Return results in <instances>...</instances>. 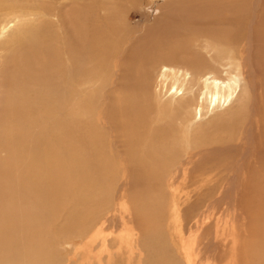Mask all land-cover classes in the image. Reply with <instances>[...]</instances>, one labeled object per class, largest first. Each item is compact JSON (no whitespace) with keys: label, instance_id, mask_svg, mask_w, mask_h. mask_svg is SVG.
Instances as JSON below:
<instances>
[{"label":"bare ground","instance_id":"6f19581e","mask_svg":"<svg viewBox=\"0 0 264 264\" xmlns=\"http://www.w3.org/2000/svg\"><path fill=\"white\" fill-rule=\"evenodd\" d=\"M105 1L0 0L6 62L0 112L7 117L0 133V264H61L60 245L72 248L71 241L96 228L105 192L117 182L125 198L123 219L135 231L125 240L130 254L124 263L180 264L177 245L159 242L162 181L171 163L182 150L195 151L193 143H221L227 136L232 141L237 133L254 139L253 93L249 110L230 113L238 121L232 127L221 128L215 117L212 130L204 125L203 137L186 130L193 115L201 118L206 96L209 107H216L239 90L223 73L238 67L250 92L256 88L251 48L262 0L254 1L246 23L245 54L239 50L241 36L229 30L240 8L248 9L242 1L116 0L148 9L135 27L118 2ZM151 11L160 15L150 21ZM158 79L168 81L169 96L178 98L160 104L154 95ZM177 85L182 89L173 88ZM188 139L190 146L180 147ZM201 193L184 210L186 220L203 209L210 192ZM205 220L201 214L200 223ZM235 220L234 212L228 241L215 230L211 264L226 242L236 247ZM106 222L111 226L114 217ZM196 226L204 236L207 228ZM72 250L64 260L74 258ZM106 264H112L110 252Z\"/></svg>","mask_w":264,"mask_h":264},{"label":"rangeland","instance_id":"374dc122","mask_svg":"<svg viewBox=\"0 0 264 264\" xmlns=\"http://www.w3.org/2000/svg\"><path fill=\"white\" fill-rule=\"evenodd\" d=\"M106 1L109 3L118 2L116 5L119 7V12L122 11L123 14L125 13L124 15L128 13L126 17L133 27L137 25L138 21L141 22L142 18L149 13L145 7L134 10L116 0ZM238 1L239 3L243 2V4H247L248 9L246 10L244 7L240 8L239 17H233L236 25L233 24L229 30L232 31L231 34H239L241 36L239 50L241 54H245V44L248 37L246 23L253 10V3L256 0ZM122 5L125 7L124 11L122 10ZM153 9L155 10L156 7H153ZM152 12L150 21L153 17L157 18L160 15L158 13L153 15ZM3 13H0L1 18L3 17ZM258 15L260 18H258L259 21L255 29L251 48V60L255 72L252 84L254 83L256 88L254 87V90L250 92V87L238 67L232 71L231 75L223 73L222 77L227 81L228 79L233 80L238 85L239 90H236L233 96L219 100V105L216 107L214 105L209 107L212 104L210 103V97L206 96L207 102H205L206 106L205 110L201 113V118L199 119V117L193 115L186 130V132L196 133L197 136L203 137L202 133L204 132L205 134L206 131L204 130V125L208 123L209 130H212L215 127L212 120L217 121L215 117L220 119L221 128L232 127L238 121L232 119L229 116L230 113L232 112V114L237 115L236 111L242 107L245 110H249L248 107L254 94L256 99L255 109L258 114V120L254 128V139L252 142H248L239 137L237 133L232 141L227 136L226 140H222L221 143H218L216 140L209 142L208 145L193 143L195 151L192 150V152L188 149L189 153L186 155L185 151L182 150L179 158L171 163V169L169 168V172L163 178L164 183L162 181L163 188L162 186L161 188L166 194L163 195L164 201L162 200L163 222H161L162 227L160 225V238L164 236L165 239L159 238V242L167 243L169 246H171V243L177 245V254L180 256V261L183 264H185L183 260H187L188 256L191 259V264H211V260H213L211 250L214 232L217 229L218 233L221 232L222 236L228 241L227 232L230 229L231 217L234 212L236 213L235 227L237 231H240V237L236 239L237 245L236 247H232L229 242H226L222 250L220 249L221 255L219 261L217 262L218 257H216V262L213 264H228V262L230 264H264V0H262V4L258 9ZM3 55L4 53L0 51V71L6 65V62L2 63ZM0 87L2 88L0 91L2 93L4 88ZM156 87L154 95L160 104L170 99L178 98L169 96L172 85L168 81L163 83V81L158 79V86ZM243 87L244 94L240 95ZM173 88L182 89L178 85ZM183 89L185 91L184 87ZM237 95L238 97L240 95L242 98V100L240 98V102L236 99ZM248 113L246 116H248ZM6 122L7 117L0 112V133L3 132ZM189 133L183 137H188ZM187 142L180 147H184L185 149V146H190L189 139ZM201 152L202 154H199ZM118 185H121V183L117 182L116 185L112 186L111 191L107 190L105 192L106 199L103 202L105 205L102 207L104 208L101 212L102 219H97L99 222L95 223L96 228H91L90 233L70 242L73 246L72 248L76 250L74 258L69 255L68 260H64L66 253L74 252L72 248H64L60 245L61 264H106L109 252L110 254L112 253V264H125L124 262L128 257L127 254H130L125 249V240L129 234H135V231L128 230L126 222L123 219V211L126 210L125 198L118 192ZM202 191H209L211 195L208 193L209 196L205 198L203 209L194 218L186 220L184 212L202 195ZM165 195L166 197H164ZM230 196H233L235 199L229 201ZM201 214L206 216V220L202 224L200 223ZM111 217H114V222H112L113 224L111 223L112 227L109 226L110 223L106 222ZM197 224L207 228L204 236H202L203 233L200 228L196 226ZM246 229L249 232H246ZM203 237L207 238L202 240ZM234 248H236V252L232 254ZM244 248H246V251H244ZM78 252L80 253L79 255H77ZM71 260H74V262ZM181 262L180 264H182Z\"/></svg>","mask_w":264,"mask_h":264}]
</instances>
